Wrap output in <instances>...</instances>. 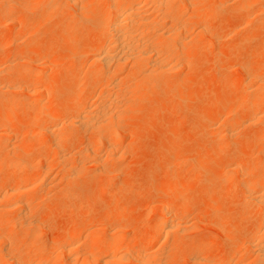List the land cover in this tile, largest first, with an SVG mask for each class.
I'll return each mask as SVG.
<instances>
[{
  "label": "rangeland",
  "instance_id": "374dc122",
  "mask_svg": "<svg viewBox=\"0 0 264 264\" xmlns=\"http://www.w3.org/2000/svg\"><path fill=\"white\" fill-rule=\"evenodd\" d=\"M48 1L0 0V87L5 86L0 91V195L8 194V199L3 201L5 204L1 203L0 206V224L19 216L20 211L14 205L10 206L11 209L7 205L19 202L22 197L23 200L31 201L29 210L33 215L26 211L27 219L40 222L37 229H33L38 231V236L28 245H25V241H28V225L24 228L16 226L13 234L7 238L8 243L6 240L0 241V249L4 246L5 252H10L9 255L5 254V259L0 255V264H6L7 261V264H13V261L20 259L26 264L27 258L34 252L33 245L45 248L51 245V249L44 251L45 256L52 264L66 263L68 255L61 247L75 224L84 227L83 241L93 238L104 240L115 232L117 234L118 230L122 231L123 234L120 232L118 235L127 238L132 247H129L130 251L125 249L123 259H118L115 264L120 261L119 264L124 261V264H136L134 258L142 260L140 254L143 255L145 241L161 214L160 206L164 205L170 187L174 189L173 209L181 213L178 221L180 227L177 229L176 226L172 234L163 233L162 237L153 240L147 253V264H194L193 255L200 247L204 248V264H263L259 263L254 248L250 247L246 239L248 232L262 218L253 197H264L263 170L260 169L256 177L259 187L255 193L245 195L243 185L251 179L250 174L255 167L263 164L259 150L264 149V139L261 138L264 133V115L259 114V118L254 116L249 105L255 96L264 91V76L260 77L256 73L253 80H247L249 83L246 82L245 87L241 83L246 78L243 73L245 65L259 72L264 69V13H260L264 0H176L175 5H185L187 2L191 5L187 8L190 9L187 14L191 18L189 21L173 17L177 9L169 8L160 12L152 3L142 0L140 7L143 18L160 17L169 18L170 21L162 20L163 23L156 24L157 27L154 26L147 33L145 29H142V33L137 30L144 36L137 37L144 39L142 41L153 42L145 43L156 47L154 56L162 52L154 58H164V61L160 59L163 63H168L166 60L170 58L171 63L178 67L172 71H158L157 76L154 74L146 78L148 64L151 66L149 60L141 61L147 64L144 63L145 67L141 65L143 69L138 65V71L137 64L132 62L133 58L124 54L123 58L129 56L131 60L127 58L129 64L127 62L126 66H129H125L124 70H129L134 64L136 67L129 74L123 69L117 71L115 76L121 75L120 82L126 83L124 87L136 82L140 85L135 88L136 91L133 89L134 95L124 94L123 97L122 94L120 98L119 95H112L113 87L110 90L114 85L110 80L115 81V78L107 80L110 84L94 81L96 65L89 63L85 68L81 67L85 59L82 55L86 59L92 57L93 46L100 44L106 37L102 34V25L107 12L111 10V1L77 0L80 4L77 3L76 11H72L66 1V4L60 2L59 9L50 10ZM10 2L13 3L10 5ZM24 6L28 9H24ZM68 11L72 15L74 12V16ZM13 22L16 23V31L11 29ZM169 41L172 46L166 45ZM61 44L65 45L64 50L55 54L54 50ZM151 46L144 49L150 50ZM37 64L45 67L43 86L46 91L49 90L43 95L42 101L47 103V113H59L57 121L76 115L74 108L80 100L94 107V103L98 105L106 99L117 114L114 106L117 109L119 107L117 111L121 114L118 115L120 119L116 115L117 121H112L113 125L110 121L105 123L106 126L103 124L105 128L115 129V136L118 131L119 136L116 137L119 138L113 136L106 139L102 147V160L93 164L89 157L82 154L83 147L93 144L98 134L80 133L76 125L63 132L66 134H63L62 149L50 154V129L55 123L45 116L43 121L35 125L30 123L35 111L28 104H34L36 108V96L33 94L36 82L33 76L39 71ZM107 90H110L111 95ZM74 94L80 95L76 104L62 109L63 102ZM112 96L116 98L115 102ZM119 100H122L121 103L124 101L123 107ZM16 102L20 103V110L12 118L14 127L5 129L10 103ZM231 107L240 110L229 115L227 112ZM100 129L104 130L102 127ZM109 143L117 146L114 145V148L119 157L107 154L105 147ZM19 157L34 163L21 169H12V163ZM39 157H44V161L36 162L40 160ZM238 162L245 164L243 172H249L247 177L236 175L233 165ZM223 169L231 175H221ZM225 177L228 181L237 178V183L234 181L232 185L230 182L233 181L228 183ZM17 178L35 181L36 185H30L31 188L29 186L24 192L26 197L5 193ZM44 187L48 190V197L41 199L39 194ZM219 192L229 195L216 201L215 194ZM88 225H92V230H86ZM108 227L111 230L113 227L119 229L113 232ZM83 250L85 252L86 248ZM128 251L132 254H128ZM95 252L99 254L96 249L93 250ZM131 257V261H126Z\"/></svg>",
  "mask_w": 264,
  "mask_h": 264
},
{
  "label": "bare ground",
  "instance_id": "6f19581e",
  "mask_svg": "<svg viewBox=\"0 0 264 264\" xmlns=\"http://www.w3.org/2000/svg\"><path fill=\"white\" fill-rule=\"evenodd\" d=\"M64 1L68 2L71 7H72V11H76V7L78 4V1L77 0H49L48 4L47 2H44L48 5V7L51 9H55L57 10L58 8V5L60 4V2L62 3H65ZM80 1V0H79ZM111 1L110 6H111V10L110 12H107V16L103 22V25H102V34L106 35L105 39L98 45L96 46H93V48L91 49L92 50V53H93V56L86 59V56L85 55H82L83 57H85L84 59V65L82 64L81 67H84L89 65V63L94 64L96 65L97 67V70L95 71V74H94V81H98V82H101V83H105L107 82V80H110L112 77L115 78V81H111L110 82H114V85L112 83L113 86L110 87V90L112 92V95L114 94V96H118L120 98V95H122L123 97H125V95H128V94H132L134 95V91H136L135 88H137L140 84L139 82L137 83H134L132 84V86L129 85L124 87V85L126 84L125 82H120V79L122 80L121 75L120 77H116L115 76V73L117 74L120 70L123 69V71H126V69L128 68L127 65V62L129 64V61L131 62V57L133 58L132 62L133 63H136L137 66L139 65L141 68L143 65L144 66V63H141V61H148L150 62L151 66L149 67V64H148V68L147 70V73L145 72V77L148 78L150 76H153L154 74L156 75V73L158 71H166V70H173L174 68L178 67L174 62V64H172L170 61V58L166 60V62L168 61V63H163L162 59L164 58H161V57H156L154 58L155 56L157 55H161L159 51V54L157 52V55L154 56V52H155V48H152L154 47L151 46V45H146V41H142L144 39L141 40V38L139 37H144L141 33L144 31H142V29H145L144 32H150L149 29H154L153 27L156 26V24L158 23H161L162 20L164 22V20H166L165 22H169L170 19H162V18H154V19H149V18H143V16H141V9H142V6L140 7V3L142 0H109V2ZM144 1V0H143ZM145 1H149V4L152 3V5L156 8L157 11H160V10H166L169 8H173V9H177L175 14L173 15V17H180L181 20L182 19H185V20H190L191 18L187 16L188 14V9L187 8H190L188 4V2L184 5V3H182L183 5H175V1L176 0H145ZM8 2H6L7 4ZM13 2H10V5L12 4ZM16 3V2H15ZM78 3V4H77ZM144 3V2H143ZM190 3V2H189ZM66 4V3H65ZM68 4V6H70ZM142 4V3H141ZM146 4V2L144 3ZM143 4V5H144ZM177 4V3H176ZM192 4V3H191ZM63 5V4H61ZM60 5V6H61ZM82 5V4H81ZM139 5V7H138ZM189 5V6H188ZM5 5H3L4 7ZM7 6V5H6ZM21 6V4H20ZM37 6V5H36ZM44 6V5H43ZM66 6V5H65ZM67 6V7H68ZM145 6V5H144ZM143 6V8H145ZM173 6V7H172ZM23 7V6H21ZM64 7V6H63ZM8 8V7H7ZM10 8V7H9ZM22 9V8H21ZM24 9H28L27 6H24ZM59 9V8H58ZM62 9V8H61ZM110 9V8H109ZM197 9V8H196ZM36 10V9H35ZM63 10V9H62ZM69 10L71 13L72 11ZM154 10V8H153ZM192 10V9H191ZM25 12L28 11V10H24ZM68 11V12H69ZM81 10H79L80 12ZM2 12H4L2 10ZM31 12V11H30ZM69 12V13H70ZM161 12V11H160ZM163 12V11H162ZM172 12V11H171ZM34 14V12H31ZM70 13V15H72ZM260 13H264V4L262 6V9L260 10ZM159 14V13H158ZM194 14V13H193ZM161 15V14H160ZM74 16V12H73V15ZM157 17V16H156ZM153 18V17H152ZM264 18V17H263ZM172 19V18H171ZM21 20V19H20ZM15 21V20H14ZM19 21V20H18ZM49 21V20H48ZM174 21V20H173ZM192 21V20H191ZM162 22V23H163ZM19 23V22H18ZM72 23V22H71ZM77 24V23H76ZM75 24V25H76ZM168 24V23H167ZM179 24V23H178ZM16 23L13 22V24H11V29L16 31V27H15ZM18 25V24H17ZM183 25V24H182ZM157 27V26H156ZM147 29V30H146ZM156 29V28H155ZM177 29V28H176ZM137 30H141L139 33V31ZM136 32H138L136 34ZM146 32V33H147ZM202 32V30L200 31V33ZM152 33V32H151ZM180 33V32H179ZM145 34V33H143ZM171 34V33H170ZM141 35V36H139ZM166 35V34H165ZM164 35V36H165ZM183 35V34H182ZM71 34H69L68 37H70ZM139 36V37H137ZM148 36V35H147ZM161 36V35H160ZM159 36V37H160ZM171 36V35H170ZM172 37V36H171ZM185 37V36H184ZM153 38V37H152ZM170 38V37H169ZM155 39V38H154ZM169 40V39H168ZM154 41V40H153ZM172 41V40H171ZM169 41L166 45L167 46H172L170 45L169 43L171 42ZM149 42V41H148ZM151 43V42H149ZM153 43V42H152ZM151 43V44H152ZM151 46L152 49L150 50H146L144 49L146 46ZM178 45V44H177ZM91 46V47H92ZM65 48V45L64 44H61L57 49L54 50V53L55 54H60ZM147 48V47H146ZM160 48V47H159ZM87 49V48H86ZM90 49V48H88ZM148 49V48H147ZM13 50V49H12ZM160 50V49H159ZM172 50V49H171ZM17 51V49H16ZM82 51V50H81ZM137 51V52H136ZM139 51V52H138ZM15 52V51H14ZM85 53V52H84ZM138 53V54H137ZM124 54H127L130 56V59L128 61L127 58H123L122 56ZM78 55V54H77ZM163 55V54H162ZM73 56V55H72ZM76 56V55H74ZM91 56V55H90ZM154 56V57H153ZM88 57V56H87ZM126 57V56H125ZM165 57V56H164ZM169 57V56H167ZM170 57H172L170 55ZM80 59V58H79ZM126 59V60H125ZM160 59L162 61H160ZM70 60V59H69ZM123 60H125V62H123ZM31 61V60H30ZM75 61V59H74ZM73 61V62H74ZM170 61V62H169ZM28 62V61H27ZM125 63L124 65L122 64ZM31 63V62H30ZM69 63V62H68ZM76 63V62H75ZM132 63V64H133ZM29 64V63H28ZM90 64V65H91ZM131 64V63H130ZM132 65L133 67L132 68H129V70L126 71V73H130L131 71L134 70V68L136 67L135 65ZM147 64V63H146ZM34 65V64H33ZM39 66V71L33 76L34 77V80L36 82V85L34 86L33 88V94L36 96L34 99V103H35V106L36 108L31 104V106H29L28 104V107H32L34 110L32 111H35L34 112V117L31 119L30 123L35 125L37 124L38 122H40L42 120V118L45 116L48 120L52 121L54 124V127L53 129L50 131V134L52 133L51 136V141H50V154L52 155L53 153H56L58 151H60L62 148V138L64 137L63 134L65 135L66 133H63L65 130L68 129V127L70 128V126L72 125H76L77 128L79 127V131L80 133H85V134H88V133H95V134H98L96 137V140L93 144H90V145H84L85 147H83V153L82 154H85L87 157H89V159H91L94 164L95 161L101 159L103 157V144H105L104 142L106 141V139H108L109 137H113L115 136V129H112V127H110L111 129H108V128H105V123H109L110 121V124H112V121L116 120L117 117L116 115L118 116L120 113L119 111H117L118 109L114 106L116 112L114 111V109H112V104L110 105L108 103V101H106V99L104 100L105 102H101L100 104H96L94 103V107H91V104L90 106H87L89 104H87V102L85 103L84 101H79V103L76 104V101L77 99L79 98L80 95H73V96H70V98H68L66 101L63 102L62 104V109H66L68 107H70L73 103L76 104V108H71L73 109L74 111H76V115H74L73 117L70 116V118H67V119H64L63 121H57L56 118H57V113L56 111H52L51 113H47L46 109L45 108V104L42 100L44 99L43 98V95L48 92L49 90L46 91V88L44 89V86H43V81H44V74L46 72H44L43 74V71L45 70V67H42L41 64L38 65ZM121 66H123V68H121ZM127 67L125 70H124V67ZM135 66V67H134ZM136 67L137 69L139 68ZM131 67V66H130ZM145 67V66H144ZM143 67V68H144ZM147 67V66H146ZM121 68V69H119ZM142 68V69H143ZM48 69V68H47ZM83 69V68H81ZM94 69V68H93ZM140 69V68H139ZM138 69V71H139ZM6 71V70H5ZM46 71V70H45ZM86 71V70H85ZM142 71V70H140ZM122 72V71H121ZM35 73V72H34ZM125 73V72H124ZM243 73L245 75V79H243L242 83H241V86L243 85L245 87V85L247 84L246 82H248L247 80H253V76L256 74V73H259L260 74V77H263L264 76V69H261L260 72L259 71H256L253 67H251L250 65H245L243 67ZM6 74V73H5ZM10 75V74H9ZM118 76V75H117ZM157 76V75H156ZM242 76V75H241ZM32 77V78H33ZM256 77V76H255ZM254 77V78H255ZM137 79V78H136ZM141 79H144V78H141ZM152 79V78H150ZM235 79V78H234ZM259 79V78H258ZM145 81V80H144ZM110 82H107L110 84ZM119 82L121 84H119ZM127 82H128V79H127ZM148 82V81H147ZM241 81H239L240 83ZM251 82V81H250ZM10 83H13V82H10ZM124 83V84H123ZM232 83V82H231ZM249 83V82H248ZM106 84V83H105ZM107 84V85H109ZM14 85V84H13ZM120 85H123V86H120ZM128 85V84H127ZM257 85V84H256ZM262 85V84H261ZM109 87V86H108ZM239 87V85H238ZM248 87V86H247ZM246 87V89H247ZM9 85H8V89H9ZM261 88V87H259ZM5 89V86H2L0 87V91H3ZM7 89V88H6ZM107 89V88H106ZM134 89V91H133ZM245 89V88H244ZM32 90V89H31ZM110 90H107L109 93H110ZM10 91V90H8ZM107 92V93H108ZM21 93V92H20ZM30 93V92H29ZM108 93V94H109ZM47 94V93H46ZM125 94V95H124ZM107 96V94H104ZM111 95V93H110ZM114 96H112L113 100L116 99L114 98ZM121 96V97H122ZM129 96V95H128ZM91 98V96H89ZM103 97V96H102ZM105 97V96H104ZM134 97V96H133ZM132 97V98H133ZM107 98H110V96H108ZM129 98V97H127ZM249 99V97H248ZM251 99V98H250ZM31 100H32V97H31ZM103 100V99H102ZM111 100V99H110ZM33 101V100H32ZM45 101V100H44ZM120 101V100H119ZM122 101V100H121ZM120 101V104L121 106L123 107L124 105V101L121 103ZM30 102V101H29ZM115 102V100H114ZM113 102V103H114ZM117 102V101H116ZM234 102V101H233ZM246 102V101H245ZM248 102V100H247ZM246 102V103H247ZM20 103L17 104L16 103H10V114L7 118V123L4 125L5 129L7 128H11V127H14V122H13V117L19 112L20 110ZM93 104V102H92ZM98 106L96 107L95 106ZM119 104V103H118ZM120 104L118 106H120ZM26 105V104H25ZM53 105V104H52ZM100 105V106H99ZM126 105V104H125ZM93 106V105H92ZM120 106V108H121ZM58 107H59V104H58ZM52 108V107H51ZM229 108V107H228ZM244 108V107H242ZM249 108L254 111V116L258 117L259 114L261 115H264V91L263 92H260L257 96L254 97V99L251 100L250 102V105H249ZM29 109V108H28ZM36 109V110H35ZM49 109V108H48ZM245 109V108H244ZM240 110V109H239ZM238 108H234V107H231V109L228 110V114L229 115H232L234 112L238 113L239 112ZM27 111V110H26ZM31 111V112H32ZM59 111V110H58ZM121 111V110H120ZM246 111V109H245ZM75 113V112H74ZM5 114V113H4ZM235 114V113H234ZM121 115V114H120ZM72 117V118H71ZM116 117V118H115ZM119 117V116H118ZM259 118V117H258ZM262 118V117H261ZM120 119V117H119ZM264 120V118H263ZM43 121V120H42ZM117 121V120H116ZM120 121V120H119ZM246 121V120H245ZM3 122V121H2ZM249 122V121H248ZM257 122V121H256ZM107 123V124H108ZM116 123V122H115ZM258 123V122H257ZM105 126H104V125ZM32 125V126H33ZM45 126V125H44ZM104 126V127H103ZM116 126V124H115ZM114 126V127H115ZM263 126H264V121H263ZM103 128L104 130L101 131L100 128ZM246 127V126H245ZM17 128V127H16ZM228 129L227 130H230V127H227ZM242 128V127H241ZM264 128V127H263ZM2 129V128H1ZM4 129V130H5ZM13 129V128H12ZM100 129V130H99ZM108 129V130H106ZM118 129V128H117ZM115 130V131H114ZM7 131V130H5ZM12 131V130H11ZM232 131V129H231ZM4 132V131H3ZM8 132V131H7ZM229 132V131H228ZM36 133V132H35ZM236 133V132H235ZM7 134V133H6ZM5 134V135H6ZM72 134V133H71ZM223 134V133H222ZM228 134V133H227ZM260 134V132H259ZM9 135V134H8ZM15 135V134H14ZM30 135V134H29ZM37 135V134H36ZM118 135V131H117V134L116 136ZM4 136V135H3ZM7 136V135H6ZM4 136V137H6ZM115 136V138H117ZM119 136V135H118ZM232 136V134H231ZM9 136H7L8 138ZM255 137V136H254ZM16 137H14L15 139ZM119 138V137H118ZM117 138V139H118ZM252 138V137H250ZM262 139H264V133H262V136H261ZM11 139V138H10ZM13 139V138H12ZM253 139V138H252ZM120 140V139H119ZM258 140V137L257 139ZM13 141V140H12ZM48 141V140H47ZM115 141V140H114ZM123 141V140H122ZM219 141V140H218ZM109 142V140L107 141ZM119 142V141H118ZM117 142V143H118ZM121 142V141H120ZM119 142V143H120ZM254 142V140H253ZM257 142V141H256ZM8 145V144H7ZM10 145V144H9ZM115 144H107L105 149L107 151V154L109 153L110 156H117L116 154V147L114 146ZM254 145H255V142H254ZM12 146V145H11ZM49 146V144H48ZM63 147V146H62ZM115 147V148H114ZM14 148V146H13ZM48 148V149H49ZM120 148V147H119ZM224 149V148H223ZM223 151V150H222ZM8 152V151H7ZM1 154V153H0ZM62 154V153H61ZM119 154V153H118ZM259 154L261 156V160L263 161V164L260 163V165L256 166L255 169L251 172L250 174V180L249 181H246L244 183V187H243V190H244V194L245 195H251V193H255L254 191L256 189H258V182L256 181V177H258L259 175V170H263V173H264V149H262L261 151L259 150ZM224 155V154H223ZM106 156V154L104 155ZM228 156V155H227ZM119 157V156H117ZM116 157V158H117ZM121 157V156H120ZM18 158V157H17ZM16 158V159H17ZM20 158V157H19ZM26 158V157H25ZM40 160L39 161H36V162H39L41 163L43 160L44 157H39ZM42 158V160H41ZM68 158V157H67ZM76 158V157H75ZM123 158V157H122ZM66 159V158H65ZM38 160V159H37ZM46 160V159H45ZM64 160V159H63ZM85 160V159H84ZM90 160V161H91ZM102 160V159H101ZM193 160V159H192ZM196 160V159H195ZM35 161V160H34ZM41 161V162H40ZM74 161V160H73ZM107 161V160H106ZM239 161V160H238ZM46 162V161H45ZM260 162V161H259ZM34 162L31 161V160H28V159H18V160H15L13 163H12V169H21L23 167H27V166H30L32 165ZM80 163V161H79ZM91 163V162H90ZM97 163V162H96ZM112 163V162H111ZM197 163V161H196ZM236 163V162H235ZM66 165V164H65ZM80 165V164H79ZM201 165V164H200ZM75 166V165H74ZM235 167V170H236V175L238 177L240 176H245L247 177L246 175L249 173H244L243 171V167L245 166V164L243 162H238L236 165H233ZM72 167V166H71ZM178 167V166H177ZM197 167V166H196ZM201 167V166H200ZM79 167H77L78 169ZM96 168V167H95ZM228 168V167H227ZM41 170V169H39ZM48 170V169H47ZM229 170V169H227ZM43 171V170H42ZM71 171V170H70ZM69 171V172H70ZM83 172V171H82ZM232 172V170H231ZM246 172V171H245ZM68 173V172H67ZM229 174L227 172H225V169H223V172L221 173V175H224V174ZM49 174V173H48ZM47 174V175H48ZM80 174V173H79ZM68 175V174H67ZM231 174H229L230 176ZM36 176V175H35ZM40 176V175H39ZM38 176V177H39ZM49 176V175H48ZM235 176V175H234ZM75 177V176H74ZM236 177V176H235ZM45 178V177H44ZM222 177L220 176L219 179H221ZM228 181V178L225 177ZM33 179V178H32ZM224 179V178H223ZM243 179V178H241ZM246 179V178H245ZM222 180V179H221ZM235 180L237 181V178H235ZM235 180H232V178L229 180V181H233V182H230V184H234V181ZM228 181V183H229ZM235 181V182H236ZM40 182V181H39ZM51 183V182H50ZM224 183H227L226 181ZM237 183V182H236ZM242 182H240L241 184ZM35 184V181H32L31 178H17L16 180L13 181L12 185L7 189H8V192H5V193H10V194H13V196L15 194H20L21 196L24 195V192L26 190H28L29 186L30 185H33ZM52 184V183H51ZM50 184V185H51ZM243 184V183H242ZM36 185V184H35ZM41 186V185H40ZM39 186V187H40ZM47 186V185H46ZM55 186V185H54ZM226 186V185H225ZM31 188V186H30ZM42 188V187H41ZM46 187H44L43 189L40 190V193L39 196H41L40 198L41 199H46L48 197V190L47 188L45 189ZM5 190V189H4ZM241 190V189H240ZM32 191V190H31ZM29 192V191H28ZM27 193V192H26ZM39 193V192H38ZM1 194V193H0ZM243 194V195H244ZM258 194V193H257ZM263 194V193H262ZM158 195V194H157ZM226 195H229L227 192H219V193H216L215 194V200L218 201L219 199H221L222 197L226 196ZM259 195V194H258ZM6 196L8 197V194H2L0 195V206H1V203H4L3 201H5V199H8L6 198ZM12 196V195H10ZM25 196V195H24ZM37 196V195H36ZM182 197V195H180ZM16 197V196H15ZM26 197V196H25ZM35 197V196H34ZM248 197V196H247ZM246 197V198H247ZM14 198V197H13ZM27 199H24L23 200V197H22V200H20L19 202L17 201L16 203L14 204H9L7 205V208H10V206H13L16 207V209H18L20 212L19 216H17V219L15 217V219H11L10 221H8L7 223H3V224H0V228H3L1 230V234H0V241L3 242L4 240H6L5 242H7V238H9L13 233V230L16 226H20V227H27L28 225V228H29V231L27 230L28 232V241H25V245H28L30 244L31 242H34V239L36 236V231L37 230H33V229H37V225L38 223H40L39 221L38 222H32L30 221L29 219H27L28 217V214L26 211H29L30 213V202H28V200L26 201ZM174 200V189L173 187H170L167 191V198H166V201L164 203V205H161L160 208H161V214L160 216L157 218V220H155L153 226H152V231H151V235L146 239V245H145V248H144V251L142 252L143 255L140 254V257L142 258V260L139 259L137 260V258H134L136 261V264H147V259L146 258L148 256V250H149V247L152 245V242L154 239L156 238H159L160 236L162 237V234L166 233V234H172L176 231V226H177V229L178 226L180 227V224L178 223L180 217L179 215L181 214L180 212L176 211L175 209H173V201ZM248 200V199H247ZM253 200L255 201V204H256V207H259L261 213H262V218L260 220V223L255 227L253 228L252 230H250L247 234V242L250 243V247L251 248H254V252H255V255L257 257V260L259 261V263H263L264 264V197L263 195L262 196H256L255 198L253 197ZM251 201V200H250ZM40 202V201H39ZM252 203V201H251ZM254 202L252 203V205H254ZM3 206V205H2ZM185 206V205H184ZM13 207V208H14ZM2 208V207H1ZM7 208L5 211H7ZM32 208V207H31ZM36 208V207H35ZM252 208V207H251ZM254 208V207H253ZM32 210V209H31ZM34 210V209H33ZM32 210V211H33ZM182 210H184L182 208ZM250 210V209H248ZM4 211V210H3ZM185 211V210H184ZM17 212V211H16ZM24 214H23V213ZM35 212V211H34ZM33 212V213H34ZM13 213V212H12ZM32 214V212L30 213ZM18 215V214H17ZM27 215V216H26ZM33 215V214H32ZM30 216V215H29ZM37 217V216H36ZM35 218V217H34ZM33 218V219H34ZM38 219V218H37ZM32 220V219H31ZM7 221V220H6ZM43 222V221H42ZM178 223V224H177ZM40 225V224H39ZM183 225V224H182ZM193 225V224H192ZM92 225H88L86 228L87 231H90L92 230ZM182 227V226H181ZM27 228V229H28ZM107 228V227H106ZM110 228V227H108ZM115 229V227H113ZM22 229V228H21ZM84 229V227L82 225H78V224H75L73 225L71 228H70V231L68 233V235L66 236L65 240H64V243H63V246L61 247L64 251V253H66L68 255V260L66 263H60V264H115L117 263L118 259H123L122 256L124 255V250L128 249L129 250V247L131 249L132 246H130L128 244V240L124 239L123 237L119 236L118 233H122V231H119L117 232L116 234V229H119V228H116L115 230H110L115 232L114 234H112V236L110 238H107L104 239V240H95L94 238L91 239L90 241L89 240H86V241H83L84 237L82 238V230ZM184 229V228H183ZM41 230V229H39ZM184 231V230H183ZM182 231V232H183ZM109 232V231H108ZM126 232V231H125ZM223 233V231H221ZM26 233V232H25ZM38 233V231H37ZM84 234V233H83ZM123 234V233H122ZM219 234V233H218ZM24 235V234H23ZM92 235V234H91ZM127 236V234H125ZM181 235V234H180ZM9 236V237H8ZM95 236V234H94ZM129 236V235H128ZM171 236V235H170ZM174 236V234H173ZM177 237V236H176ZM181 238V236H179ZM90 238V237H89ZM96 238V237H95ZM168 238V237H167ZM179 238V239H180ZM87 239V238H86ZM161 239V238H160ZM216 239V238H215ZM57 240V239H56ZM157 240V239H156ZM218 240V239H217ZM220 240V239H219ZM18 241V240H17ZM53 242H56L55 240ZM8 243V242H7ZM143 243V242H142ZM176 243V242H175ZM6 244V243H5ZM132 244V243H131ZM170 244V243H169ZM203 244V243H202ZM10 245V244H9ZM59 245V244H58ZM12 246V245H11ZM14 246V245H13ZM20 246V245H19ZM30 246V245H29ZM34 246V252L31 256H29L26 261V264H52V262L50 261L49 258H47L44 254V251H48L49 249L52 248V246H48V248H45L43 246H39V247H35ZM144 246V245H143ZM205 246V245H204ZM21 247V246H20ZM84 248H86L85 252H84ZM196 248V247H195ZM5 249L6 247L4 248L3 246V249H0V255H3V258L6 255H9V253H6L5 252ZM96 249L99 251V254H96L93 253V250ZM197 249V248H196ZM25 250V249H24ZM139 250V249H138ZM7 251V250H6ZM10 251V250H9ZM130 251V250H129ZM128 251V254H132V253H129ZM208 251V250H207ZM13 252V251H12ZM132 252V251H131ZM154 252V251H153ZM246 252V251H245ZM17 253V252H16ZM141 253V252H140ZM125 254H126V251H125ZM138 254H139V251H138ZM152 254V253H150ZM166 254V253H165ZM204 254V248L203 247H200L196 254L193 255V262L194 264H204V259L202 257V255ZM240 254V253H239ZM250 254V253H249ZM30 255V254H29ZM51 255V254H50ZM137 255V254H136ZM154 255V254H153ZM253 255V254H252ZM126 256V255H125ZM139 256V255H138ZM143 256V257H142ZM165 256V255H164ZM7 257V256H5ZM10 257V256H9ZM61 257V256H60ZM121 257V258H120ZM133 257H136V256H133ZM139 257V258H140ZM158 257V256H157ZM146 258V259H145ZM227 258V257H226ZM239 258V257H238ZM241 258V257H240ZM5 259V258H4ZM23 259V258H22ZM133 258L131 257L130 260H126V261H131ZM162 259V258H161ZM26 260V259H25ZM157 260V259H156ZM163 260V259H162ZM120 261V260H119ZM139 261V263H137ZM146 261V262H145ZM208 261V260H207ZM205 261V262H207ZM235 261V260H234ZM237 261V260H236ZM241 261V260H240ZM256 261V260H255ZM8 262V261H7ZM7 262H5L7 264ZM122 261L118 262L121 263ZM231 262V261H230ZM24 262L20 260H16V261H13V264H23ZM125 263V261H124ZM123 263V264H124ZM128 263V262H126ZM158 263H160V259L158 261ZM225 263H228V261H226ZM12 264V263H11ZM55 264H58V263H55ZM149 264V263H148ZM153 264V263H152ZM161 264H163L161 262ZM208 264V263H207ZM228 264H233L232 263H228Z\"/></svg>",
  "mask_w": 264,
  "mask_h": 264
}]
</instances>
